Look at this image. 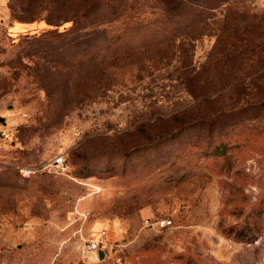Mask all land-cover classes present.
<instances>
[{
	"label": "rangeland",
	"instance_id": "1",
	"mask_svg": "<svg viewBox=\"0 0 264 264\" xmlns=\"http://www.w3.org/2000/svg\"><path fill=\"white\" fill-rule=\"evenodd\" d=\"M79 1L90 34L51 45L0 0V264H263L264 235L227 230L264 196V0L200 1L195 38L187 2Z\"/></svg>",
	"mask_w": 264,
	"mask_h": 264
},
{
	"label": "trees",
	"instance_id": "2",
	"mask_svg": "<svg viewBox=\"0 0 264 264\" xmlns=\"http://www.w3.org/2000/svg\"><path fill=\"white\" fill-rule=\"evenodd\" d=\"M29 2L25 4L19 5L20 11L14 10L12 8V16L20 21V22H33L35 20H45L46 23L54 28H48L43 31L41 34L33 35L32 39H38L43 41H48L49 44L52 45V42L58 40L60 37L65 35H72L73 33L84 32L82 35L88 36L90 34V29L88 24L82 25V21H87L90 17L94 16L95 13L93 11V4L91 6H83L81 2L78 0H58L57 3H53L52 1H43V0H28ZM202 0H176L175 9L181 8L182 3H188L189 13L192 19L193 27L190 28L189 34L193 38L197 36H201L205 34V31H209L211 28L210 17L203 14L204 5L200 3ZM187 8V7H186ZM47 11V15L45 17H39L41 12ZM79 18L78 20L76 18ZM227 19H232L230 13L226 14ZM72 21V25L70 27H66L64 30H60V25ZM216 22L214 21V25ZM231 27H227V24L224 25L221 29H232ZM232 33V30L229 31ZM25 36H29L26 34ZM29 38V37H27ZM251 210V228L244 230L236 229L231 227L227 231L229 233H234V235L238 237L244 238L247 236V240H251L250 242H254L258 237L264 235V196L257 202L252 203ZM256 212V214H254ZM235 230V231H234ZM264 264V263H263Z\"/></svg>",
	"mask_w": 264,
	"mask_h": 264
},
{
	"label": "built area",
	"instance_id": "3",
	"mask_svg": "<svg viewBox=\"0 0 264 264\" xmlns=\"http://www.w3.org/2000/svg\"><path fill=\"white\" fill-rule=\"evenodd\" d=\"M48 170L52 173L68 175L70 171L69 164L67 163L65 157L59 154L54 157L53 161L48 166ZM36 172L34 169H22V174L24 176H29L30 174ZM144 226L147 228L164 229L169 228L174 225L172 216L165 215L161 217L146 218L144 219ZM112 241L110 239V234L107 229H102L97 235L88 237L84 239V247L88 252H98L104 251V257L109 255L110 247L112 246ZM121 262V259L118 260Z\"/></svg>",
	"mask_w": 264,
	"mask_h": 264
},
{
	"label": "crops",
	"instance_id": "4",
	"mask_svg": "<svg viewBox=\"0 0 264 264\" xmlns=\"http://www.w3.org/2000/svg\"><path fill=\"white\" fill-rule=\"evenodd\" d=\"M99 256L101 258H104V255L103 256L101 255V251H98V252L95 253V260H96V258H99Z\"/></svg>",
	"mask_w": 264,
	"mask_h": 264
},
{
	"label": "water",
	"instance_id": "5",
	"mask_svg": "<svg viewBox=\"0 0 264 264\" xmlns=\"http://www.w3.org/2000/svg\"><path fill=\"white\" fill-rule=\"evenodd\" d=\"M101 255H102V256L104 255V251H101Z\"/></svg>",
	"mask_w": 264,
	"mask_h": 264
}]
</instances>
